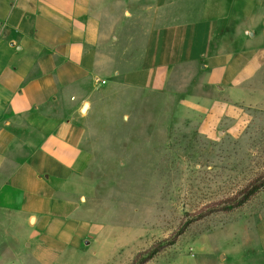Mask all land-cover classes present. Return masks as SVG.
Segmentation results:
<instances>
[{
    "label": "rangeland",
    "instance_id": "obj_1",
    "mask_svg": "<svg viewBox=\"0 0 264 264\" xmlns=\"http://www.w3.org/2000/svg\"><path fill=\"white\" fill-rule=\"evenodd\" d=\"M204 1H118L125 34H107L105 44L118 69H140L149 31L194 20ZM238 3L223 8L231 20L213 42L233 65L211 80L200 64L181 66L158 91L108 78L95 97L98 118L77 119L97 160L74 177L89 187L83 245L58 233L36 262L37 238L0 241L3 264H142L161 245L145 264H264V188L237 205L264 182V5ZM61 107L36 118L35 138L72 112Z\"/></svg>",
    "mask_w": 264,
    "mask_h": 264
},
{
    "label": "crops",
    "instance_id": "obj_2",
    "mask_svg": "<svg viewBox=\"0 0 264 264\" xmlns=\"http://www.w3.org/2000/svg\"><path fill=\"white\" fill-rule=\"evenodd\" d=\"M118 1L0 0V241L9 247L11 241L25 244L27 235L37 238L30 261H43L42 246L57 245L58 233L82 246L92 227L89 187L74 177L97 160L78 120L98 118L95 97L107 79L121 76L128 86L158 91L177 68L200 64L211 80L210 72L235 62L213 44L231 20L223 8L237 1L264 5L205 0L194 20L152 28L142 67L122 73L115 48L105 46L107 34H125L128 18ZM57 104L72 112L35 138L36 118ZM17 129L28 137L20 138Z\"/></svg>",
    "mask_w": 264,
    "mask_h": 264
},
{
    "label": "trees",
    "instance_id": "obj_3",
    "mask_svg": "<svg viewBox=\"0 0 264 264\" xmlns=\"http://www.w3.org/2000/svg\"><path fill=\"white\" fill-rule=\"evenodd\" d=\"M251 188L252 189H250V191L247 192V195L243 198V200L237 204L238 207H240L243 204H245L249 200L250 197H252L257 192H259L261 189H263L264 188V182H262V183H255V184H253L251 186ZM165 247H166V245H161V246H158V247L153 248V250L151 251L150 255L148 257L144 258V262H142V264H145L147 261L151 260L153 257H155V255H157Z\"/></svg>",
    "mask_w": 264,
    "mask_h": 264
},
{
    "label": "bare ground",
    "instance_id": "obj_4",
    "mask_svg": "<svg viewBox=\"0 0 264 264\" xmlns=\"http://www.w3.org/2000/svg\"><path fill=\"white\" fill-rule=\"evenodd\" d=\"M88 106L86 107V109L83 111L84 113L87 112Z\"/></svg>",
    "mask_w": 264,
    "mask_h": 264
}]
</instances>
